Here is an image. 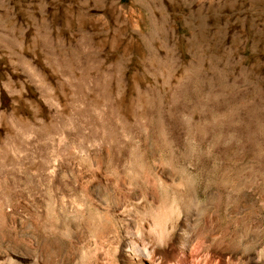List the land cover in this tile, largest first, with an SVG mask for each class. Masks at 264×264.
<instances>
[{"label":"rangeland","instance_id":"374dc122","mask_svg":"<svg viewBox=\"0 0 264 264\" xmlns=\"http://www.w3.org/2000/svg\"><path fill=\"white\" fill-rule=\"evenodd\" d=\"M178 189L197 263L264 255V0H0V264L170 259Z\"/></svg>","mask_w":264,"mask_h":264},{"label":"bare ground","instance_id":"6f19581e","mask_svg":"<svg viewBox=\"0 0 264 264\" xmlns=\"http://www.w3.org/2000/svg\"><path fill=\"white\" fill-rule=\"evenodd\" d=\"M190 190H188V193H184L182 191L184 195L183 196L181 195L182 198L179 197L180 200L178 199V201H173L170 203L168 201H165L159 206L147 211L148 214L152 216L151 218H153L152 232L156 233L155 236L156 240L158 239V241H161L162 244L164 243V245L168 246V251H169L168 253L170 259H167L166 257V260H164L165 257L162 255L163 253L162 248L164 251V247H162L161 249L156 246L149 247L147 246L146 243L139 242L133 238L125 241L123 240L124 242L122 243V245L118 246L119 248L117 249V252L120 260L118 262L120 264H202V263H197L198 255L196 254L197 253L196 245L198 244H194L192 242L188 244L186 242L187 240L185 241L181 238L180 239L177 238V236H175V234H173L169 230L170 222L173 221L172 219L174 215L181 209L184 202L186 203V201H192V200L194 201V198L192 197V195H190L191 193H189ZM183 208L186 207L183 206ZM179 213L180 211L177 214ZM129 232L126 231V233ZM128 235L129 234H127V236ZM162 244L160 245L162 246ZM163 254L165 255L166 253ZM161 255L163 256L164 259L161 257ZM263 256L264 255L260 252L256 253L253 256V260L255 261V264H264ZM40 264H42V262ZM205 264H209V263H205Z\"/></svg>","mask_w":264,"mask_h":264}]
</instances>
